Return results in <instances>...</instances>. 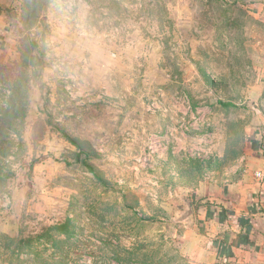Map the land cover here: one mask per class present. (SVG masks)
Wrapping results in <instances>:
<instances>
[{
  "label": "rangeland",
  "instance_id": "374dc122",
  "mask_svg": "<svg viewBox=\"0 0 264 264\" xmlns=\"http://www.w3.org/2000/svg\"><path fill=\"white\" fill-rule=\"evenodd\" d=\"M263 136L264 0H0V264H203Z\"/></svg>",
  "mask_w": 264,
  "mask_h": 264
},
{
  "label": "crops",
  "instance_id": "0c3cea01",
  "mask_svg": "<svg viewBox=\"0 0 264 264\" xmlns=\"http://www.w3.org/2000/svg\"><path fill=\"white\" fill-rule=\"evenodd\" d=\"M258 143L262 153L244 156L243 171L199 197L194 216L203 264H264V136Z\"/></svg>",
  "mask_w": 264,
  "mask_h": 264
},
{
  "label": "trees",
  "instance_id": "16d2710c",
  "mask_svg": "<svg viewBox=\"0 0 264 264\" xmlns=\"http://www.w3.org/2000/svg\"><path fill=\"white\" fill-rule=\"evenodd\" d=\"M72 142H74V141H72ZM76 145L80 146V144H78V143H76ZM7 239L9 240V244H11V245L15 244L19 248H25V247L29 246V245H27V243L25 241H23L21 238H18V237H13V238L8 237ZM12 253H11V255H12Z\"/></svg>",
  "mask_w": 264,
  "mask_h": 264
}]
</instances>
